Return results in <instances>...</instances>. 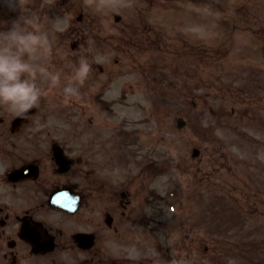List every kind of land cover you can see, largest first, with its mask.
<instances>
[{"label": "rangeland", "instance_id": "374dc122", "mask_svg": "<svg viewBox=\"0 0 264 264\" xmlns=\"http://www.w3.org/2000/svg\"><path fill=\"white\" fill-rule=\"evenodd\" d=\"M66 2L65 24L72 19L81 28L96 20L83 26L89 42L101 37L105 51L112 34L114 61L123 57L115 49L127 39L141 42L125 57L128 66L161 63L159 128L139 124L141 138L127 151L141 148L139 161L156 153L165 165L162 202L139 227L145 243L106 246L104 264H264V0H138L118 13L120 24L85 0ZM201 3L225 13L206 42L177 30L185 20L199 19ZM80 13L87 18L81 25ZM129 74L125 90L135 93L129 110H136L128 122L137 127L138 107L147 112L155 105L147 91L129 89L138 80ZM192 89L197 98H187ZM177 115L188 123L183 130L174 123ZM194 149L200 151L195 158Z\"/></svg>", "mask_w": 264, "mask_h": 264}, {"label": "flooded vegetation", "instance_id": "af4514ba", "mask_svg": "<svg viewBox=\"0 0 264 264\" xmlns=\"http://www.w3.org/2000/svg\"><path fill=\"white\" fill-rule=\"evenodd\" d=\"M22 3L55 42L50 67L61 72L62 80L70 76L88 39L74 29L72 53H65V41L58 38L65 28V0ZM16 15L0 7V30ZM99 43L95 36L87 53L93 72L79 97L66 99L58 88L42 97L32 110L36 113L24 121L0 109V264H104V247L145 243L139 227L147 212L157 210L160 186H148L144 175H128L117 155L119 145H101L106 139L99 143L97 136L90 137L120 104L109 96L115 77L109 50L113 37L105 40V51ZM120 51L129 54L127 47ZM98 57L103 65L95 63ZM116 67L117 75L126 77L128 64L116 60ZM125 125L104 135H119Z\"/></svg>", "mask_w": 264, "mask_h": 264}, {"label": "clouds", "instance_id": "9594fccd", "mask_svg": "<svg viewBox=\"0 0 264 264\" xmlns=\"http://www.w3.org/2000/svg\"><path fill=\"white\" fill-rule=\"evenodd\" d=\"M85 4L102 15H111L136 7L138 0H85ZM0 7L17 13L6 30H0V109L27 118L39 106L42 97L58 88H62L66 99L79 97L81 87L93 72L87 55L91 43L86 42L77 67L62 80L61 72L50 67L52 40L46 30L37 26L34 15L26 11L22 0H0ZM197 8L199 19L185 20L177 30L206 42L216 35L217 23L225 13L210 3H201Z\"/></svg>", "mask_w": 264, "mask_h": 264}]
</instances>
